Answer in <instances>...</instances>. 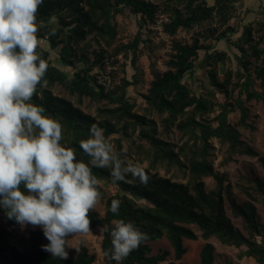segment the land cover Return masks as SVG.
I'll use <instances>...</instances> for the list:
<instances>
[{
  "label": "trees",
  "instance_id": "trees-1",
  "mask_svg": "<svg viewBox=\"0 0 264 264\" xmlns=\"http://www.w3.org/2000/svg\"><path fill=\"white\" fill-rule=\"evenodd\" d=\"M170 1L182 6H170L172 18L165 23L164 29L171 35L179 28L190 29L214 16H218L222 25H227L236 8V0H214L213 4L208 0ZM126 10L141 19L154 21L158 6L148 0H43L36 13L37 39L49 45L46 48L38 43L37 48L41 58L48 64L44 76L47 87L38 86L30 102L43 106L47 115L59 120L63 136L61 143L71 147L78 160L87 163L90 158L80 148V141L88 138L90 126L96 124L103 129L108 139L114 134L133 137V144L150 160V167H143L150 177L147 185L141 184L130 174L125 181L114 182L109 169L92 168L98 180L111 182L117 187V191L106 199L103 216L96 210L89 213L90 229L108 226V231L103 232L101 244L105 264H116L109 255H105L111 249L110 230L114 220L131 221L148 237L122 264H160L165 261L169 251L152 254L150 246V242L163 237L169 240L176 259H181L187 252L185 239L202 237L206 242L200 251L199 264H215V246L208 241L215 237L223 244L239 248V258L252 257L257 264H264V223L260 221L255 204L259 199L264 201V179L247 175L245 184H241L240 188L248 199L238 202L231 184H225V176L215 169L213 162L214 146L211 139L218 138L229 144L227 160L235 153L248 154L258 157L264 167V156L241 139L240 130L229 119V114L234 110L233 103L221 101L216 96V92L229 94L230 77L219 81L213 68V64L225 61L226 51H211L213 46H204L198 39L191 43L175 41L174 53L168 61L169 69L156 73L148 92L143 95L150 109L167 114L163 120L167 133L174 126L183 136H187V140L178 146L158 136V125L153 118L134 111L136 103L128 95V90L136 84V80L124 79L119 86L108 89L94 73L95 69L103 67L110 56L106 55L104 49L94 50L92 60L88 51L90 40L111 44L117 34L116 16ZM232 32L235 29L228 27L216 40L227 38ZM240 40L250 44L256 57L263 53L264 48L251 44L250 25L245 26ZM140 41V35H137L131 43L117 48L115 53L123 49L131 50L129 60L136 67ZM203 49L206 50L204 63L209 67L211 89L199 93L186 78L194 73L199 52ZM241 50L246 54L245 48L241 47ZM51 51L58 52L61 64L72 67L73 74L53 63ZM242 76L244 81L237 84L240 89L235 102L241 111V124L253 129V125L248 122L249 109L240 95L245 92L247 100L254 99L264 107V58L262 65L255 68L260 90L253 88L255 82L250 72ZM55 84L62 85L79 97L107 100L112 106L99 108L98 117L92 116L70 100L53 94L50 87ZM217 108L220 112L213 120L205 117ZM120 151L123 152L122 148ZM161 163H166L168 167L176 166L179 171L188 173L189 180L179 182L152 171ZM204 177L214 178V189H206ZM99 191L102 192L101 187ZM113 199L120 202L118 214L109 211ZM226 201L233 215L242 220L245 233L227 216ZM0 214L8 225H19L7 218L4 209H0ZM43 244L44 234L40 229L31 230L28 236H22L0 227V264H96L95 255L85 244L80 243L75 256H68L65 260L43 251ZM222 264L232 263L225 261Z\"/></svg>",
  "mask_w": 264,
  "mask_h": 264
},
{
  "label": "clouds",
  "instance_id": "clouds-1",
  "mask_svg": "<svg viewBox=\"0 0 264 264\" xmlns=\"http://www.w3.org/2000/svg\"><path fill=\"white\" fill-rule=\"evenodd\" d=\"M43 0H0V209L22 228L39 226L48 240L42 250L65 260L69 241L79 236L83 244L90 229L89 213L100 198L99 181L92 168L109 169L114 182L130 174L147 185L145 169L122 159L103 129L93 124L80 148L90 158L78 160L62 144V125L31 103L48 64L38 53L36 13ZM55 29H53V34ZM119 200L109 208L119 212ZM108 231L104 225L99 232ZM71 237V238H70ZM109 255L122 264L147 240L133 222L114 220ZM78 251V249H76Z\"/></svg>",
  "mask_w": 264,
  "mask_h": 264
},
{
  "label": "rangeland",
  "instance_id": "rangeland-1",
  "mask_svg": "<svg viewBox=\"0 0 264 264\" xmlns=\"http://www.w3.org/2000/svg\"><path fill=\"white\" fill-rule=\"evenodd\" d=\"M148 1L158 6V12L154 21L141 19L131 14L129 10H126L124 13L116 16L117 34L111 44H106L104 41L90 40L88 51L92 60L94 58L92 53L94 50L100 51L104 49L106 55L110 56L102 68L94 70L99 82L106 88L113 89L122 84L124 79L136 80V84L130 86L128 90V95L136 103L134 111L145 114L157 122L159 137L181 146L187 140V136H183L182 132L174 126L167 133L163 125V120L167 114H159L157 111L150 109L143 95L148 92L156 73L169 69L168 61L174 53L173 43L175 41L191 43L194 39H198L199 43L204 46H213L211 51L215 49L226 51L227 58L225 61L213 64V68L217 73L219 81L223 82L227 77H230L228 85L229 94L225 95L216 92V96L221 101L233 103L234 110L229 114L231 123L240 130L241 139L246 141L261 156H264V107L262 103L254 99L247 100L245 92L240 95V98L244 101V105L249 109L248 122L253 125V129H249L241 124V111L235 102V99L239 96L240 89V86L237 84L244 81L242 74L250 72L255 82L253 88L260 90L259 81L255 78V68L262 65L264 51L259 57H256L252 53L250 44L240 40V36L245 26L250 25L252 27L253 38L251 44H258L260 48H264V0H236L233 17L227 25H222L218 16H214L212 19L202 24H197L190 29L179 28L172 35L164 29L165 23L169 22L172 18L170 6L175 5L178 8L182 6L172 3L170 0ZM208 1L210 4L214 3V0ZM228 27L235 29V32L230 33L227 38L216 40V37L221 35ZM137 35H140L141 38L139 45L140 53L136 67H133L129 60V56L132 53L131 50L126 51L123 49L118 53L115 52L120 46L131 43ZM37 40L38 43L49 48V45L44 40ZM241 47L245 48L246 54L242 52ZM205 55L206 50H200L196 69L191 76L186 78L199 93H205L211 89L208 76L209 67L204 63ZM51 58L54 64L65 69L69 74H73L74 69L72 67L61 64L57 51H51ZM50 89L53 94L70 100L75 106L80 107L84 112L92 116L98 117L99 108L112 106L107 100L96 101L87 96L79 97L77 94H71L60 84H55ZM219 112L220 109L217 108L205 117L213 120ZM133 139L130 136L114 134L110 137L109 141L117 153L122 154V159L132 160L142 167H150V160L133 144ZM211 143L214 146L213 162L215 169L225 176V184H231L232 192L238 202L247 200L248 197L240 188V185L246 182L245 177L249 175L264 179V167L258 157L235 153L231 159L227 160L229 144L222 142L218 138H212ZM121 148L123 152L120 151ZM152 171L157 172L160 176L171 177L173 180L179 182H187L189 180L188 173L179 171L176 166L168 167L166 163L158 164L155 168H152ZM203 180L207 190L215 188L216 181L213 177H204ZM98 181L102 192L94 210L103 216L106 211V199L117 191V187L105 180ZM255 204L260 221L264 223V201L259 199L255 201ZM226 211L232 223L245 233L242 220L233 215L228 201H226ZM0 227L10 229L22 236H28L31 230H42L39 226L26 225L22 228L20 225H8L1 214ZM192 227L197 233H200L195 225H192ZM100 228L91 229L92 232H89L84 237L85 242L83 244L95 255L96 264H105L101 250L103 232H99ZM80 241L81 238L79 236L69 241L73 248L69 249L68 256H75L76 249L79 248L81 243ZM208 241L215 246V264H222L225 261H230L232 264H257L252 257L239 258L240 249L235 246L223 244L215 237L210 238ZM205 242L206 240L202 237L196 240L185 239L184 245L187 248V252L181 259H176L174 249L166 237L150 242V246L152 254H156L162 250L169 251L167 259L160 264H180L181 262L184 264H199L200 251ZM47 243L48 240L44 236L43 245Z\"/></svg>",
  "mask_w": 264,
  "mask_h": 264
}]
</instances>
